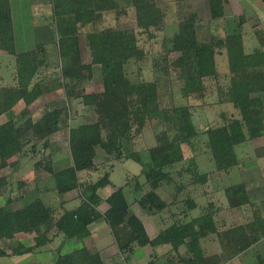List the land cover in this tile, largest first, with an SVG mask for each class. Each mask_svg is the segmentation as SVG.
Here are the masks:
<instances>
[{"label": "trees", "instance_id": "16d2710c", "mask_svg": "<svg viewBox=\"0 0 264 264\" xmlns=\"http://www.w3.org/2000/svg\"><path fill=\"white\" fill-rule=\"evenodd\" d=\"M128 1L135 12L136 28L99 26L108 14H114L117 22L120 16L128 15L127 9L119 13V0H52L57 41L39 43L33 50L18 53L11 1L0 0V51L14 57L16 83V86L0 89V116L11 112L19 102H24L28 107L48 94L51 89L46 79L36 80L43 69L58 67L51 53L53 46L62 63L61 72L56 75L59 88L71 105L76 101L84 106V119L76 125L70 123L73 107H62L45 109L23 122L12 117L0 126V198L8 186L2 170L18 163L29 151L37 154L41 143L48 149L51 136L63 128H69V151L73 166L56 172L48 155L36 163L35 169L44 168L51 174L55 180V190L61 197L82 190L80 205L65 211L55 220L54 211L39 198L18 210L7 211L6 207L0 206V241L14 239L18 234L36 235L33 246L26 247L19 243L9 251L0 249V257L23 256L45 250L58 235H63L64 241L84 240L90 236V226L99 221L107 222L125 259L136 248H156L168 244L179 258L178 262L174 260L170 263L225 264L264 239V228L256 218L245 225L219 232L215 221L219 209L211 203L207 213L189 222H175L151 240L142 221L131 211L122 187L116 188L106 198L111 208L107 215L97 209L101 202L98 192L111 183L113 165L97 182L81 183L80 172L97 170L95 159L99 151L110 157V162L133 160L142 166L140 175L128 181L138 196L135 203L147 213L157 215L174 204H180L177 197L171 203L162 197V184L175 182L171 171L177 165L185 164L187 157L184 147L200 136L194 122V106L174 103L172 80L133 82L128 77V63L145 61L148 54L140 46V36L146 35L147 40H155L157 34L163 32L167 17L157 0ZM183 2L187 0H176L179 7ZM207 2L210 21L226 18L227 0ZM200 22L201 19L195 14L180 20L177 23L179 30L172 37L164 36L157 43L158 53L166 58L177 56L173 65L179 70L176 79L183 82L181 94L186 99L193 97L204 100L208 95L205 80L216 81L220 78L218 56L227 58L229 82L218 87V103L232 105L239 117L231 119L222 113L223 124L207 129V136L216 172L229 173L239 165L236 147L264 136V51L255 48L247 52L242 33L219 36L210 28L199 27ZM84 30H88L91 37L90 64H84L81 57L79 40L86 33ZM93 66L101 68L103 91L98 93H88L85 87L92 79ZM153 121H160L163 128L155 132L156 145L148 151L150 163L146 165L140 153L133 151L132 147L143 135L147 124ZM13 158H17L15 163L10 162ZM187 167L177 174L181 179L191 176V182L188 186L179 185L176 188L179 194L209 181L208 174L199 175L195 162H190ZM141 178L143 185H140ZM144 186L148 189L145 193L142 190ZM184 204L189 211L198 208L192 199ZM214 236L223 253L206 257L202 241ZM182 246L189 251L190 259L187 261L178 255ZM257 261L264 264V257L259 255ZM56 264H105V261L99 253L92 254L83 247L69 254L59 252ZM151 264H155V260Z\"/></svg>", "mask_w": 264, "mask_h": 264}, {"label": "rangeland", "instance_id": "374dc122", "mask_svg": "<svg viewBox=\"0 0 264 264\" xmlns=\"http://www.w3.org/2000/svg\"><path fill=\"white\" fill-rule=\"evenodd\" d=\"M159 2V6L161 10H163L167 17L165 18V27L162 33L157 34L158 37L155 40H147L146 35L140 36V46H142L145 51H147V55L145 58V61H130L128 65L126 66V71L128 77L133 82H139L141 80L144 81H152L154 79H163L167 80L168 78L173 81L174 83V97L175 101L174 103L178 106H186V105H193V115H194V122L197 125L200 136L196 138V140L193 141L191 145H186L184 147L185 153H186V162L185 164H179L177 165L172 171L171 174L174 175L175 182H172L168 184L167 182L162 184V190L160 194L162 197L167 198L166 201L169 203L173 201L174 197H177L178 201L180 202L178 208L179 210L187 211V205L184 204V202L188 199H192L197 204V209L193 212V218L203 214L207 213V209L210 206L211 203H214L218 209L220 210V213H222L223 207H231L230 205V199L235 197H241V193L244 191L242 190L240 184L234 183L235 181H232L234 179H228L231 180V182L227 183V188L223 186V176L217 175L218 172H216V168L212 159L211 152L208 148V136H207V129L210 127H216L223 124L221 115L222 113H226L228 118H238L239 113L236 111L232 105H221L218 103V97H217V89L220 85H226L228 81V63L225 60L226 57L224 56H218V70L220 73V78L216 81H208L205 80L206 87L208 88V95H206V98L204 100H200L197 98L191 97L190 99H186L181 94V87L183 82H178L177 77L179 75V70H177L174 67V63L177 61V56L171 55V57L166 58L164 55H160L158 53L159 45L158 42L161 41V39L166 36L168 38L172 37L174 33H176L179 30L178 22L180 20H183L186 18L189 14H195L199 19H201V22L198 24L199 27L204 28H210L212 31V25H216L215 22L212 23L210 21V13H208V10L206 8V0H187V2H183L182 6L179 7V4L176 3V0H157ZM45 2V3H44ZM30 0H15L14 1V8H15V20H16V26L19 28V32L21 35H24L25 42L24 47L28 48L31 47L35 40V35L38 37L39 30L35 31L33 30V19L34 21H37L38 17L45 19L47 22H49L53 27V29L50 30L52 33V36L54 39H50L51 41H57V36L55 33V26H54V15H53V6H52V0H36L37 4L41 5H33L30 4ZM120 4V11L119 13L122 14L124 9H127L128 15L127 16H120V20L117 22L114 20V14H108L104 16V21L102 22V25L100 24L101 28L103 27H123V28H136L135 23V12L133 11V8L128 0H119ZM47 6L49 7L47 10ZM51 10V11H50ZM18 21V22H17ZM216 29L217 26H214ZM214 29V30H215ZM91 29H89L90 31ZM86 33L80 37V49H81V57L82 62L84 64H90L92 62V51L90 49L89 43L91 41V37L88 34V30H84ZM18 32V30H17ZM201 34V32H200ZM50 37V36H49ZM19 38V37H18ZM23 46L20 45V48ZM53 50L51 51L52 57L55 61V65L58 67V72H61L60 65L62 64L61 61L58 58V51L56 47L53 46ZM151 53V54H150ZM4 56H1L0 58V64L2 65L3 69L9 67V61L14 60L12 56H9L8 54L2 53ZM6 57H9V61L5 59ZM7 60V63L5 62ZM15 64V63H14ZM13 64V66H14ZM15 71V70H14ZM5 75L3 79L7 80L9 82L8 85L2 84L1 88L4 87H11L13 85L16 86V83L12 81V77L15 74H12L9 71H5ZM57 72V73H58ZM101 68L100 66H93V76L90 81L86 83V89L88 93H98L103 91V83L101 79ZM80 122V121H79ZM78 122V123H79ZM83 122H85L83 120ZM77 124V123H76ZM75 124V125H76ZM163 128V125L160 121H153L151 123H148L146 128L144 129L143 135L138 138L133 147L132 150L140 153L142 157V161L144 164L148 165L150 163V155L149 150L151 147L156 145L155 141V132L156 130H161ZM157 130V131H158ZM242 147V146H240ZM239 147V148H240ZM37 154L34 155V153L30 152L28 153V156L26 158L27 162L26 164L21 167L20 169H15L14 172L12 170H2V175L7 177V184L4 191V196L0 198V206L6 207L7 211H13L23 208L24 206H27L34 202L36 200V196L32 195V191L30 192L29 189L27 192V186H30L31 183H33L34 178H39L40 185H45L46 188L52 189V187H55V180L51 176H47V174L43 175H37L33 174V169L35 168L36 163H38L43 158H47L48 153H70L69 151V145L68 142H65V139L61 141V143H57L56 146L53 148L50 146L48 149L43 147V143L39 144ZM99 153H104L102 151H99ZM61 156H59V159ZM54 160H57V156L54 157ZM99 162H103L105 159L103 158L102 154L98 155ZM106 160H111L110 157H107ZM38 161V162H37ZM190 162H195L199 175L208 174L209 181L204 184L200 185L197 184L196 186L186 189L184 193L179 194L176 192V188L184 184V186L190 185V177L185 176V178L181 179L178 176V172L182 170L184 167L187 169L188 164ZM111 162L108 163L107 168ZM58 163H54L55 167ZM108 170V169H107ZM142 171V166L138 163H136L133 160H121V161H115V169L112 172L111 176V184L107 189L100 190L99 197H100V205L97 207V209H101L104 212V215H107V212L102 208V204L105 201V198L108 197L114 188L122 187L124 189L127 201L129 203L134 204L136 201V198L138 197L134 189L131 187L132 185L128 184V181L133 176L140 175ZM106 172L102 171L99 173V175L92 174V175H86L82 179L93 183L96 180L100 179ZM219 174V173H218ZM101 175V176H100ZM232 178H235L237 176V170H234L231 174ZM223 177V178H222ZM97 182V181H96ZM140 185H143V179H140ZM35 183V182H34ZM23 184V187L21 186ZM239 187V188H238ZM31 188V186H30ZM143 193L147 192V187H142ZM54 194H46V197H43L42 200L47 206L50 207L51 210L54 211L53 218L54 220L57 219L59 215H61L60 212V203L62 201V198L55 193ZM80 199L81 193L78 192ZM246 194V192H245ZM244 194V195H245ZM250 198L245 195L243 197V201L250 202ZM229 203V204H228ZM101 206V207H100ZM249 206V205H247ZM222 207V208H221ZM139 208V207H138ZM136 208V209H138ZM140 211V208L138 209ZM191 212V211H190ZM63 213V212H62ZM219 213V211H218ZM217 213V214H218ZM57 214L58 216L56 217ZM216 214V215H217ZM192 219V218H190ZM223 217L220 216L217 220V225L219 227V231L223 232L226 231L225 229H228L229 225L223 224L222 220ZM253 220V219H252ZM250 219L249 222H252ZM211 240V241H210ZM210 240H207V244L202 243V248L204 251V254L206 257H210L212 255H217V253H223L222 247H220V244L218 241L213 240L210 238ZM264 240V239H263ZM27 243V242H25ZM5 246V248L12 249L11 246ZM184 249V248H183ZM181 250V259L182 260H189L190 254L188 249ZM151 250L146 248L142 250H138L136 248L132 255H130V258L132 256H135V258H144L143 262H152L154 259V254H151ZM180 254V253H179ZM154 255V256H153ZM260 255V257H264V243H260V247L256 249H251L247 256L242 257L244 260L242 261L243 264H258L257 256ZM124 257L123 255H121ZM119 257V256H118ZM129 257V256H128ZM121 258V257H119ZM136 258V259H137ZM175 261H179V258H174Z\"/></svg>", "mask_w": 264, "mask_h": 264}, {"label": "crops", "instance_id": "0c3cea01", "mask_svg": "<svg viewBox=\"0 0 264 264\" xmlns=\"http://www.w3.org/2000/svg\"><path fill=\"white\" fill-rule=\"evenodd\" d=\"M10 1L12 8V22H13L14 34H15V44L18 53H23L29 50H33L36 47V45L39 43H48V44L53 43V41L50 40V39H54L52 37L54 35H52V33L50 32V30L53 29L52 28L53 26L45 19L38 17L37 21H34L33 19V30L35 31L39 30L40 33L38 37H36L35 35V40L31 47L28 48L24 47L25 37L24 35L20 34L19 28L16 26L15 23L16 22L15 8L13 6L15 0H10ZM30 1H31L30 4L38 5V6L41 5V3L37 4L36 0H30ZM207 3L208 2L206 0L205 3L206 8L208 10V13H210ZM48 8L49 7L47 6V10ZM227 11L228 12L226 18L212 21V23L215 22L216 24L211 26L213 33L218 34L219 36H224L233 33L236 34L242 33L244 46L247 52H252L255 48H261L264 51V1L263 0H227ZM214 26H217V28L215 29ZM20 45L23 47L20 48ZM3 52L4 51H0V58L1 56H4L2 54ZM4 53L7 54L6 52ZM12 58L15 63V59L13 56ZM5 59H7L8 61L10 60L9 57H6ZM7 60L5 61L6 63ZM225 60L227 61V58H225ZM14 63L13 61H9L8 63L9 67L6 68L5 66L4 69L5 71H9L11 75L15 73ZM2 69L3 67L0 64V89L2 84L5 85L9 84L7 80L3 79L7 73L5 74L4 70ZM57 72H58V68L43 69L39 73L36 81L38 82L39 80L46 79L51 89L48 92V94L39 98L35 103H33L28 107L25 105L24 102H19L11 112L0 116V126L8 122L12 117H15V119L18 122H23L25 119H27L30 116L36 117L45 109L54 110L62 107H70V108L73 107L72 112H70V116H71L70 123L76 124L82 119H84L83 117L84 106L76 101L72 105L71 103L68 102L67 98L64 95L63 90L59 88V81L56 80L57 78L56 75L60 73ZM12 81L14 82V75L12 77ZM262 100L264 104V93L262 94ZM64 139L65 142H68L69 145V128H63L58 133L51 136L50 139L51 147L53 148L54 146H56L57 143H61V141H63ZM235 151L237 158L239 160V165L235 167L233 170H231L229 173H219V174L217 173V175H221L224 177L222 178L224 180L223 186H225V188L228 187L227 183L231 182V180L228 179L231 178L234 179L232 180L235 181L234 183L240 184L239 187H241L242 190L244 191L241 193L242 194L241 197L237 196L229 200L231 207H228L229 205L227 207H223V208L221 207L223 212L220 213L219 210V213L216 215L215 217L216 224L220 216L223 217L222 223L229 225L228 229L245 225L249 223L250 219L252 220L253 218L254 219L256 218L260 221L262 228H264V136L237 146ZM99 154H102L103 158L105 159L102 163L99 162L98 160ZM48 155L51 156L50 159L52 161V168L56 172L62 171L66 168L73 166V161L70 153H48L47 156ZM27 156L28 155L21 158L18 163L9 166L5 170H12V172H14L15 169H20L26 164ZM55 156H57L56 161L54 160ZM59 156H61L60 159ZM107 157L108 156L105 153H97V157L95 159V162L97 164V170L92 172H88V171L80 172L79 177L81 183L90 184V182H87L82 178L86 175L87 176L92 174L99 175V173H101L102 171L107 172L110 169L111 165H113V169L110 172L112 176V172L115 169V162H111L107 168L108 163L111 161V160H106ZM16 161L17 158H13L10 160V162H14V163ZM54 163H58L56 167ZM0 167H1V161H0ZM234 170H237V176L235 178H232L231 174ZM33 174H37L38 176L41 174L42 176L47 174V176H51V174L47 172V170H45L44 168H39V169L34 168ZM226 176L228 177V179L226 178ZM32 180L34 181L30 185L31 188L30 186H27L26 191L27 192L32 191L33 193L32 195H35L36 198L44 200L45 202V199L43 197H46V194L50 192H51L50 194H54V192H52L53 189L55 193H57L55 187H52V189H48L45 187V185L41 186L39 178H34L33 176ZM110 181H111V177H110ZM109 185L105 189H107ZM115 189L116 188L111 189L112 193ZM81 191L82 190L79 189L70 192L65 196L62 197L60 196V198H62V201L59 205L63 213H65V211L73 210L80 205L81 200L78 198L79 196L78 192L82 193ZM244 194L250 198L249 200L250 202L243 201V197L245 196ZM41 195H43V197ZM106 198L101 206L107 213H109L111 211V208L106 203ZM165 199L167 200V198ZM129 204L131 207V211L142 221L147 231V234L151 240L156 238L161 231L167 229L175 222H189L191 220L190 218H193L194 211L190 212L189 209L187 211H183V210L181 211L179 210L178 208L179 205L177 204L172 205L168 210L162 213H158L157 215L154 216L144 211L137 203L134 204L129 203ZM138 207L140 208V211H138L139 209ZM98 210L102 214H104V212L101 209ZM62 212H60L61 215L63 214ZM55 215L56 217L58 216L57 214ZM61 215H59L57 219L61 217ZM216 227L217 230L219 231L220 229L218 225H216ZM89 230H90V236L84 240L72 239V240L64 241L63 235H58L55 236L53 243L50 246H48V248H46L45 250L38 251L36 253L26 254L23 256L0 257V264H56L57 255L59 252H61V254H69L83 247L89 249V251H91L92 254L99 253L103 258V260L105 261V264H151V262H143L144 258L142 257L141 258L136 257L137 259L135 258V256H132L131 258L129 256L127 259H125V257H122L119 252L118 246L114 240L111 228L109 227L106 221H99L97 223L92 224ZM54 234L56 235V233ZM35 237H36L35 234H18L14 239L1 240L0 249L3 251H9L10 249L7 250L5 246L10 244L9 246L15 248L18 246L19 243H22L26 247H31L35 244L34 242ZM215 238L216 237L214 236L211 239L215 240ZM202 243L207 244V239L202 241ZM260 243H264V240L257 243L251 249H256L260 247ZM146 248L152 251L151 254L153 253L155 255V256L153 255L154 256L153 261L155 260V264H173L174 258L175 257L178 258L176 252L173 251L172 247L168 244L160 245L156 248L147 246L144 248H138V250H142V249L144 250ZM183 248L185 250L187 249L185 246L180 247L178 251L179 256H181V252H182L181 250ZM251 249H249L247 252L239 256L232 258L225 264H243L242 261L244 259L242 257L244 256L246 257L247 253ZM118 256L121 258H119ZM169 261H173V262L170 263Z\"/></svg>", "mask_w": 264, "mask_h": 264}, {"label": "water", "instance_id": "95a60500", "mask_svg": "<svg viewBox=\"0 0 264 264\" xmlns=\"http://www.w3.org/2000/svg\"><path fill=\"white\" fill-rule=\"evenodd\" d=\"M264 1V0H263Z\"/></svg>", "mask_w": 264, "mask_h": 264}]
</instances>
